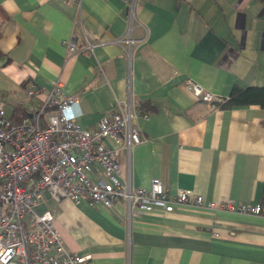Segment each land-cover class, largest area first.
Masks as SVG:
<instances>
[{
  "label": "crops",
  "instance_id": "crops-1",
  "mask_svg": "<svg viewBox=\"0 0 264 264\" xmlns=\"http://www.w3.org/2000/svg\"><path fill=\"white\" fill-rule=\"evenodd\" d=\"M130 2L0 0V95L12 115L18 105L41 104L30 89L59 82L88 130L119 100H135L146 112L137 119L145 141L131 152L107 141L119 151L121 177L144 188L158 179L170 194L190 190L219 207L125 219L102 205L47 197L39 210H53L71 252L100 264H264V209L226 208H264V108H214L186 84L215 98L264 86V0H139L134 36L146 42L131 65L115 43L127 31ZM72 38L78 48L86 38L103 45L69 55ZM94 171L109 179L100 166Z\"/></svg>",
  "mask_w": 264,
  "mask_h": 264
},
{
  "label": "built area",
  "instance_id": "built-area-1",
  "mask_svg": "<svg viewBox=\"0 0 264 264\" xmlns=\"http://www.w3.org/2000/svg\"><path fill=\"white\" fill-rule=\"evenodd\" d=\"M138 10L139 0H131L127 31L115 39L130 65L146 42L134 36ZM102 45V41L86 38L78 48L72 38L67 42V53L93 55ZM186 84L199 99H217L193 80ZM27 94L42 101L20 123L13 122L0 95V264H100L92 255L68 249L55 227L56 214L51 209L39 210L47 197L57 203L69 199L77 205H102L125 219L135 213L160 209L171 213L186 206L218 209L214 201L206 203L202 195L190 190L170 194L158 179L144 188L121 177L119 151L107 141L112 139L124 152L145 141L137 125L141 112L135 100H119L110 116L103 117L95 130H88L77 121V101L65 98L61 83L51 90L36 87ZM97 165L108 180L93 176ZM226 208L255 214L264 209L233 203H227Z\"/></svg>",
  "mask_w": 264,
  "mask_h": 264
},
{
  "label": "trees",
  "instance_id": "trees-1",
  "mask_svg": "<svg viewBox=\"0 0 264 264\" xmlns=\"http://www.w3.org/2000/svg\"><path fill=\"white\" fill-rule=\"evenodd\" d=\"M210 103L214 108L222 110L250 105H257L264 108V86H251L247 88L235 86L228 97L217 98ZM30 112L29 107L18 105L12 114L13 122L20 123L24 118L29 116ZM140 112L142 114L146 113L141 109Z\"/></svg>",
  "mask_w": 264,
  "mask_h": 264
},
{
  "label": "rangeland",
  "instance_id": "rangeland-1",
  "mask_svg": "<svg viewBox=\"0 0 264 264\" xmlns=\"http://www.w3.org/2000/svg\"><path fill=\"white\" fill-rule=\"evenodd\" d=\"M8 115H10V111L8 110Z\"/></svg>",
  "mask_w": 264,
  "mask_h": 264
}]
</instances>
